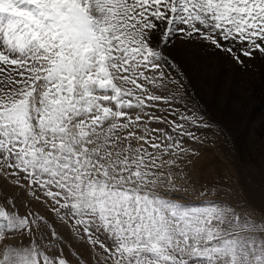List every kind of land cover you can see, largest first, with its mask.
<instances>
[{
    "label": "snow or ice",
    "instance_id": "obj_1",
    "mask_svg": "<svg viewBox=\"0 0 264 264\" xmlns=\"http://www.w3.org/2000/svg\"><path fill=\"white\" fill-rule=\"evenodd\" d=\"M254 61L264 0H0V264H264L190 87Z\"/></svg>",
    "mask_w": 264,
    "mask_h": 264
},
{
    "label": "rangeland",
    "instance_id": "obj_2",
    "mask_svg": "<svg viewBox=\"0 0 264 264\" xmlns=\"http://www.w3.org/2000/svg\"><path fill=\"white\" fill-rule=\"evenodd\" d=\"M192 95L204 104L193 90ZM208 116L221 125L227 124V142H224L223 137L213 127L205 133L209 137L206 147L223 165V170L231 178L232 184L242 188L248 200L257 209L264 211V129L253 126L251 116L247 112L241 119L233 122H225L217 118V115L209 109ZM213 141L215 147L212 146ZM204 199L211 200L214 197L209 196ZM187 202L201 205V199L197 197H190ZM250 219L256 218L250 217Z\"/></svg>",
    "mask_w": 264,
    "mask_h": 264
},
{
    "label": "bare ground",
    "instance_id": "obj_3",
    "mask_svg": "<svg viewBox=\"0 0 264 264\" xmlns=\"http://www.w3.org/2000/svg\"><path fill=\"white\" fill-rule=\"evenodd\" d=\"M255 70L243 71L236 67L219 70L217 79V100L223 97L225 104L220 106L217 100L201 92L197 96L217 118L225 122L238 121L247 112L256 128L264 129V64L254 61ZM233 85H239L238 88ZM191 89L200 91V77L193 76ZM223 114V115H222ZM250 122V123H251Z\"/></svg>",
    "mask_w": 264,
    "mask_h": 264
}]
</instances>
